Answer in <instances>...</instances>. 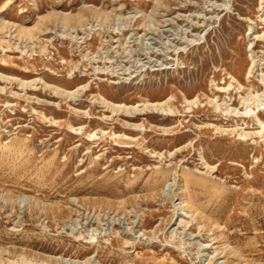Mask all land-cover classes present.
I'll return each mask as SVG.
<instances>
[{"label": "rangeland", "instance_id": "1", "mask_svg": "<svg viewBox=\"0 0 264 264\" xmlns=\"http://www.w3.org/2000/svg\"><path fill=\"white\" fill-rule=\"evenodd\" d=\"M0 264H264V0H0Z\"/></svg>", "mask_w": 264, "mask_h": 264}]
</instances>
